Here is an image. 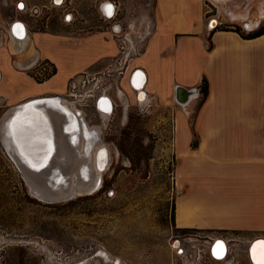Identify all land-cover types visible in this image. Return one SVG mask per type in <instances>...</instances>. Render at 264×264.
Here are the masks:
<instances>
[{"label": "rangeland", "instance_id": "1", "mask_svg": "<svg viewBox=\"0 0 264 264\" xmlns=\"http://www.w3.org/2000/svg\"><path fill=\"white\" fill-rule=\"evenodd\" d=\"M107 1L118 8L116 19L121 20L122 32H128L133 40H139V35L136 34L139 30L143 31L141 27L146 21L149 27L153 26L154 0H64L62 5H53L50 0H0V24L4 28L12 20H20L29 30L38 29L68 38L79 33L93 34L98 31L104 32L103 36L109 40L106 27L114 19L104 20L100 13V3ZM247 1L227 0L226 5L233 6ZM250 1H254L255 7L264 5V0ZM20 2L24 5L23 8L18 6ZM33 8H39L37 15H30ZM220 12L225 15L222 9ZM211 19L216 20L215 17ZM132 23L135 24V29L128 31L127 27ZM225 26L237 25L223 24L219 28ZM263 27L261 25L260 28ZM239 28L245 35L260 29H247L244 26ZM1 29L0 38L8 47L9 39ZM144 33L145 31L141 32V35L144 36ZM146 40L147 36L137 47L139 50L145 47ZM65 42L60 37L47 36L40 44L61 67V75L52 83L55 88L62 87L65 75L80 70L95 56L92 40H85L83 43ZM32 52V49L19 54L12 52L15 54L12 55L13 61L19 60L18 63L23 66L31 65L29 59ZM116 53L117 48L113 55L98 63H91L82 70L102 71ZM138 57L132 56L130 69L142 68L137 63ZM26 67L20 69L16 63L13 64L14 70L29 77L32 83H43L58 71V67L50 60ZM76 73L65 80L61 94L67 91L66 83ZM116 81L118 91L125 93L129 104L126 113L125 100L119 97L115 84L106 92L114 100L113 111L108 114L106 121L95 110L94 102L81 98L75 103L77 109H83V124L89 128L91 125L97 126L99 137L108 152L107 166L101 174V186L91 194L77 195L71 200L55 203L38 199L30 192L26 179L7 154L0 139V264H185V259L177 255L170 243L175 235L190 229L201 230L212 238L223 237L240 242L257 235L264 237V230L224 234L217 230L182 228L176 225L179 205L190 211L188 221L198 213V210L191 209L190 204L185 201V196L194 185L202 178L210 177L212 181L225 178L222 171L233 169L232 163L225 165L224 158L213 155L203 165L198 164L192 168L194 176L190 175L189 182L181 175V169L178 170L176 138L185 135L179 124V117L188 116V126L193 133L189 149H192L193 142H199L204 137L196 128V117L204 100L203 84L201 83L199 90L195 89L197 97L188 106V113H185L175 100L171 102L156 98L150 99V102L145 100V104L140 105L125 79L118 78ZM97 85L105 86L102 83ZM20 87L26 90L35 88L30 82L22 83ZM95 89L93 86L92 90L96 91ZM20 102L0 100V119L11 106ZM75 118L78 117L75 115ZM181 124L185 125L183 118ZM209 130L208 138H220L221 141L232 138V128L213 127ZM213 140L210 139L209 144L204 141L200 145V151L193 153L195 160L199 159L201 151L207 146L213 147ZM233 176L228 178L232 179ZM218 186L215 184L214 187ZM231 212L233 214L232 210ZM216 213L219 211L201 212L205 217H223L222 222L232 223L231 214ZM260 226L264 224L259 223L256 227ZM241 233L254 234L245 236ZM243 248L241 243L239 249L234 245L241 263L249 264ZM206 257H203L204 264H214L209 263Z\"/></svg>", "mask_w": 264, "mask_h": 264}, {"label": "crops", "instance_id": "2", "mask_svg": "<svg viewBox=\"0 0 264 264\" xmlns=\"http://www.w3.org/2000/svg\"><path fill=\"white\" fill-rule=\"evenodd\" d=\"M226 1L154 0L155 21L137 63L145 72L146 90L151 100L160 98L174 102L177 86L194 90L186 102L179 104L185 113L195 101L202 79L207 80L208 94L196 117L197 131L204 137L196 147L189 149L193 133L188 126V116L179 117L185 135L176 138L175 154L179 159L178 170L181 169V175L188 182L190 175L194 174L192 168L203 165L213 155L224 158L225 165L232 163V171H222L225 178L215 181L210 177L202 178L185 196L191 209L198 210L189 219L191 226L186 227L230 234L232 231L264 230V226L256 227L259 223L264 224V34L243 39L236 32L221 30L219 26L231 23L242 27L249 24L256 30L264 25V5L255 7L254 1L248 0L227 6ZM221 9L225 15L220 12ZM211 17L216 18L214 29L208 27ZM103 34L98 31L93 34L79 33L68 38L31 29L28 41L25 36L26 44L16 54L23 49L24 52L32 49L31 58L38 56L55 63L57 73L43 83H32L29 77L14 70V53L8 41V48L0 47V100L16 103L28 98L61 94L69 76L116 52L114 41L110 37L105 39ZM47 36L60 37L66 44L92 40L94 59L80 70L65 75L61 88L52 86L61 75V67L53 55L40 45ZM11 37L9 33L8 39ZM16 66L24 68L18 62ZM134 80L135 77L132 85ZM27 82L35 87L34 90L20 87ZM181 118L185 125L181 124ZM213 127L232 128V138L222 141L220 138H208L209 128ZM210 139H214L213 147L207 146L195 160L193 153L200 151L204 141L209 144ZM231 175H234L233 178H228ZM215 184L219 186L216 188ZM203 211L231 214L232 223L222 222L223 217H205L201 214ZM241 234L247 236L254 233Z\"/></svg>", "mask_w": 264, "mask_h": 264}, {"label": "bare ground", "instance_id": "3", "mask_svg": "<svg viewBox=\"0 0 264 264\" xmlns=\"http://www.w3.org/2000/svg\"><path fill=\"white\" fill-rule=\"evenodd\" d=\"M213 1L223 2V0ZM212 25H216L214 20ZM15 32L9 30V33L16 38L15 40L11 37L9 40L12 52L20 51L26 44L25 27L23 26L22 31ZM138 75L142 82L138 77V80H134L133 85L137 88L143 83L142 75L140 73ZM118 95L125 99L121 91H118ZM183 96L184 99L188 97L185 96V92ZM57 97L42 96L25 100L11 106L0 119L2 143L6 145L8 154L16 165L26 170L23 175L30 189L40 197L39 199L52 197L45 193L48 187L64 195L91 194L101 186V174L108 162V152L99 137L98 128L86 127L82 118L76 114L80 113L75 110L73 104L63 96ZM107 107L108 102L104 100L97 104V109L102 111L103 118L109 114L106 111ZM32 169H39L38 172L33 171L34 174L43 176L48 174L50 177L35 180L28 172ZM179 207L176 213V225L182 228L191 226L187 220L190 211L183 205ZM223 248L224 243L217 244L215 248L219 254L217 256H222ZM227 250L228 247L226 253ZM254 250L260 254L259 263L264 264V244H255Z\"/></svg>", "mask_w": 264, "mask_h": 264}, {"label": "built area", "instance_id": "4", "mask_svg": "<svg viewBox=\"0 0 264 264\" xmlns=\"http://www.w3.org/2000/svg\"><path fill=\"white\" fill-rule=\"evenodd\" d=\"M50 2L53 3V5H62L64 4V0H60L59 3H57V0H50ZM22 4L21 2L18 3V6ZM112 5V15H107L105 11L106 5ZM47 8V6H44ZM30 15L34 16L39 13V8H33L31 10ZM100 13L102 14L104 20L110 19L114 21H111L109 23V26L106 27V31L109 34L110 38L114 41L117 53L115 56H113L110 59V64L105 67L102 71H89V70H82L77 72L74 76H72L68 82L66 83L64 94H59L55 96H63L67 100H70V102L75 107V110H77L80 115H82L83 109H77L75 106V103L79 102L81 98L85 101H92L94 102L95 110L100 115L99 110L97 109V104L101 101L108 102L109 111H113L114 107V100L111 96L107 95V91L113 87L115 84L116 90L118 91L117 86V79L121 78L125 79L127 86L129 89L133 90L136 93V101L140 105L145 104V99H148V102H150V97L148 96V92L146 90V75L142 68L140 67H133L129 68L130 61L132 60V56H139L143 48L139 50L137 47L141 44V42L145 39V37L150 34L152 26L149 27L147 24V21L143 24L141 27V30L136 34L139 35V40H133L131 35L128 32H122L123 27L121 26V20L116 19L118 16V8L112 3V2H104L100 3ZM74 17L71 19L73 20ZM69 18V22L71 21ZM138 19V23H140ZM146 20V19H145ZM144 20V21H145ZM143 21V22H144ZM213 19L209 20L208 27L210 29H213L211 23ZM16 24H21L25 27L26 33L24 36H27V41L29 38L30 30L28 29L27 25L20 21V20H12L10 23H8L7 27H4L1 29L2 33H6L7 38H9L8 30H13V26ZM116 24V25H114ZM114 26H116L114 28ZM244 26V25H243ZM128 31L135 29V24H129L128 25ZM248 29V28H247ZM144 36L141 35V32H144ZM16 33L15 31H13ZM1 40V38H0ZM13 55V54H12ZM15 55V54H14ZM44 60L40 57H33L30 59L31 65L23 66L24 69L27 68L26 66H33V65H39ZM19 62V60L14 61V63ZM23 69V68H22ZM141 73L143 77V83L139 86V88L132 85V79L134 77H138L137 74ZM139 78V77H138ZM140 79V78H139ZM140 82L141 79H140ZM102 83L103 86H99L97 84ZM107 85V86H106ZM96 87V91L92 90V87ZM100 87V88H99ZM98 92V93H97ZM141 95H144L142 97ZM135 96V94H134ZM58 98V97H57ZM142 98V99H141ZM175 100V99H174ZM147 102V103H148ZM177 102V101H175ZM179 103V102H178ZM180 104V103H179ZM235 242V243H232ZM224 243V250L222 256H217V252L215 250L217 244ZM243 244L244 248L242 249L245 252L246 258L248 260L249 264H260V254L256 250L253 251V246L257 243H263L264 244V237L262 235L254 236L250 239L243 240L240 242V240L234 241L233 239H227L223 237H216L212 238L208 234H205V232L201 230H193L190 229L187 232H184L180 235H175V237L172 239L170 245L172 249H174L178 256L185 259V264H204L203 257L207 256L206 258L209 259V263L214 264H242L240 259L238 258L237 252L234 251V245L239 249V245ZM210 246V248H209ZM226 247H228L227 253H226ZM219 255V254H218ZM203 260V261H202Z\"/></svg>", "mask_w": 264, "mask_h": 264}, {"label": "water", "instance_id": "5", "mask_svg": "<svg viewBox=\"0 0 264 264\" xmlns=\"http://www.w3.org/2000/svg\"><path fill=\"white\" fill-rule=\"evenodd\" d=\"M244 27L245 28H249V25L248 24H244ZM193 89H190V90H188V89H186V88H184V87H182V86H177L176 88H175V91H174V99H175V101H177V102H179V103H183V102H186L187 101V96H190V94H193V91H192ZM184 92H185V96L187 97L186 99H184ZM1 139V138H0ZM1 142H2V140H1ZM3 144V146H4V148H5V150H6V152H7V154H8V151H7V148H6V145L4 144V143H2ZM9 155V154H8ZM9 157H10V155H9ZM11 158V157H10ZM12 159V158H11ZM13 160V159H12ZM13 162H14V160H13ZM15 163V162H14ZM15 165H16V163H15ZM17 167H18V169L20 170V172H21V174H22V176H23V178L25 179V177H24V175H23V173H25L26 172V170L24 171L22 168H20V166H18V165H16ZM42 167H44V165L42 166ZM41 167V168H42ZM41 168H39V169H41ZM38 169V170H39ZM38 170H34V169H32V171H28L29 172V175L30 176H32V178H34L35 180H40V179H45V178H48V177H50V175H48V174H46L45 176H43V175H39V174H34L33 173V171L34 172H38ZM33 174H32V173ZM26 181V180H25ZM26 183L28 184V182L26 181ZM98 183V182H97ZM28 186H29V184H28ZM48 187V186H47ZM29 188H30V186H29ZM30 191H31V193L33 194V195H35L38 199L40 198V197H38L31 189H30ZM45 193L47 194V195H50V196H52V197H47V198H43V199H40V200H43V201H45L46 203H55V202H62V201H66V200H71L72 198H74V197H76L75 195H71V194H69V193H67L66 195H64L63 193H58L57 192V190L56 189H51V188H46L45 189ZM57 264H60V263H57Z\"/></svg>", "mask_w": 264, "mask_h": 264}, {"label": "trees", "instance_id": "6", "mask_svg": "<svg viewBox=\"0 0 264 264\" xmlns=\"http://www.w3.org/2000/svg\"><path fill=\"white\" fill-rule=\"evenodd\" d=\"M219 29L234 31L243 39L255 38V37H258V36L264 34V27L260 28L259 30L255 31V32H253V33H251L249 35L243 34V32L240 30V28L238 26H235V27L225 26V27H220ZM202 84H203V95H204V98H205L207 96V94H208V83H207V80L205 78L202 79ZM197 143L198 142L195 141V142H193V144H191V146L194 148V147L197 146Z\"/></svg>", "mask_w": 264, "mask_h": 264}, {"label": "flooded vegetation", "instance_id": "7", "mask_svg": "<svg viewBox=\"0 0 264 264\" xmlns=\"http://www.w3.org/2000/svg\"><path fill=\"white\" fill-rule=\"evenodd\" d=\"M3 42V40L1 39L0 40V47L1 48H6L7 47V45L5 46L4 45V42ZM5 46V47H4ZM8 48V47H7ZM23 51H24V49H23ZM41 58V57H40ZM43 60H49V59H46V58H42ZM135 79H137V77H135ZM122 92V95L125 97V93L123 92V91H121ZM119 97H121V96H119ZM122 99V98H121ZM125 101H126V103H125V113H126V111L128 110V107H129V104H128V101L126 100V98L124 99ZM106 111H108L109 113H110V111H109V107H107V109H106ZM100 112V117L102 118V119H105V121H106V118L108 117H102V114H101V111H99ZM124 113V117H126V114ZM78 116H80L81 117V115L80 114H78V113H76ZM91 127H97V126H95V125H91Z\"/></svg>", "mask_w": 264, "mask_h": 264}, {"label": "snow or ice", "instance_id": "8", "mask_svg": "<svg viewBox=\"0 0 264 264\" xmlns=\"http://www.w3.org/2000/svg\"><path fill=\"white\" fill-rule=\"evenodd\" d=\"M59 2H60V0H57V3H59ZM19 7L20 8H23L24 5L23 4H20ZM112 7L113 6L110 5V4L105 6L106 14L109 15V16L112 15ZM16 30H21L22 31L23 30V25H21V24L14 25L13 26V31H16Z\"/></svg>", "mask_w": 264, "mask_h": 264}]
</instances>
